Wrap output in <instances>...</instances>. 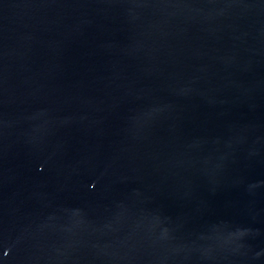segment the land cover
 I'll return each instance as SVG.
<instances>
[{
  "label": "water",
  "instance_id": "1",
  "mask_svg": "<svg viewBox=\"0 0 264 264\" xmlns=\"http://www.w3.org/2000/svg\"><path fill=\"white\" fill-rule=\"evenodd\" d=\"M0 264H264V0H0Z\"/></svg>",
  "mask_w": 264,
  "mask_h": 264
}]
</instances>
